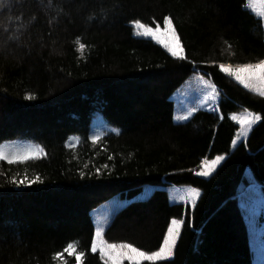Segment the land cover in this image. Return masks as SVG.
Returning a JSON list of instances; mask_svg holds the SVG:
<instances>
[{
	"label": "trees",
	"instance_id": "1",
	"mask_svg": "<svg viewBox=\"0 0 264 264\" xmlns=\"http://www.w3.org/2000/svg\"><path fill=\"white\" fill-rule=\"evenodd\" d=\"M164 15L181 35L184 62L133 33L131 21L153 25ZM258 59L264 24L247 0H7L0 9V150L39 144L46 154L0 161V264H60L53 254L68 243L85 252L83 264H102L90 251V211L116 194L130 202L106 226L109 242L156 250L176 217L185 224L170 264H251L230 196L253 181L264 192V120L234 147L238 125L230 116L248 108L264 117V98L218 65ZM195 67L218 86L223 119L209 110L173 119L171 95ZM217 154L225 160L210 177L187 171ZM25 175L43 182L9 183ZM146 184L195 186L201 196L194 208L171 203L164 189L134 200Z\"/></svg>",
	"mask_w": 264,
	"mask_h": 264
},
{
	"label": "snow or ice",
	"instance_id": "2",
	"mask_svg": "<svg viewBox=\"0 0 264 264\" xmlns=\"http://www.w3.org/2000/svg\"><path fill=\"white\" fill-rule=\"evenodd\" d=\"M17 3H23V0H16ZM7 0H0V9L5 7ZM247 6L251 9L257 17L264 19V0H247ZM134 26L135 35L142 38H150L155 45L161 46L166 54L176 61L184 62L188 59L186 54L185 45L181 39V35L177 31L173 18L169 15H164L161 21L154 19L153 25L143 23L140 19L131 21ZM77 51L83 52L86 45L81 42L80 38L76 39ZM191 63L195 64L194 61ZM215 63V62H213ZM219 72L225 74L228 78L241 85L244 89L258 94L259 97L264 98V59H258L255 62L237 63L235 65L230 63H219ZM205 74H197V79L203 85V90L200 97H198L199 104L215 105L218 97L222 94L218 86L210 79H206ZM26 100H34L35 96L28 94L24 97ZM197 111L195 106L188 107L183 110L184 114L175 117L178 121H188L193 113ZM214 111L219 112L220 108L217 107ZM221 119L224 117L221 116ZM230 119L238 125L235 135L231 139V145L236 146L239 141H246L249 138L250 131L253 126L258 122H262L260 112L250 111L244 108L241 114L232 112ZM113 132H119V129L113 128ZM93 144L100 140V134H95L90 137ZM68 147H73L69 144ZM45 149L39 144L23 151L15 153H5L0 150V161H6L9 165L17 162H27L35 160L45 155ZM111 159V157H109ZM225 160V155L217 154L212 158L204 156L200 159L196 168L188 169L195 176L207 178L210 177L217 169V166ZM87 167V165H85ZM105 167H107L105 165ZM180 171H185L181 169ZM96 175L101 174V170H95ZM81 178L85 176L83 171L80 172ZM39 175L29 177L25 175L22 178L13 176L10 178L9 183L20 187L30 186L33 183H42ZM251 186H254V181ZM147 194V193H145ZM201 196L199 187H188L179 195L178 199L185 204L191 205L193 208L197 205L198 198ZM251 223V221H250ZM185 220L181 218L172 217L166 226V230L162 234V240L156 250H142L140 247L134 246L130 242H109L105 238V228L103 224H98L95 227L94 234L91 237L90 251L91 253H99V259L102 264H158V262H171L175 255L178 240L181 237L182 226ZM69 255L75 259L76 264H83L85 252L79 251L74 243H68L62 251L55 252L53 258L60 261V264H67L65 255Z\"/></svg>",
	"mask_w": 264,
	"mask_h": 264
},
{
	"label": "rangeland",
	"instance_id": "3",
	"mask_svg": "<svg viewBox=\"0 0 264 264\" xmlns=\"http://www.w3.org/2000/svg\"><path fill=\"white\" fill-rule=\"evenodd\" d=\"M133 28H134V26H133ZM187 85H185L182 89L178 90L174 95V99L176 102L175 103V111H174V119L177 115L184 114L183 110L188 108V107L195 106L197 108V110L200 108H214V105H211V106L203 105V106H201L199 104L198 97H200V95H201V92L203 90V85L200 84V82L198 81L197 75H194L190 79V81L188 82ZM176 121L181 122L178 120H176ZM183 122H185V121H183ZM251 185H252V183L251 184H244V185L239 187V190L245 191V192H252V191H255V190L260 188L255 183H254V186H251ZM146 188L150 192L152 190L153 186L149 185ZM184 190H186V189L181 188V190L178 191V190L173 188L172 192L170 194L171 199L180 201L178 199V197H179V195L183 194ZM169 192H170V190H169ZM121 205H122V201L118 198H115V199L110 200L107 203L100 205L99 207L93 209L91 214H92L94 222L96 219L97 224H103L104 221L107 219L108 215L110 214V212L118 209ZM102 216H103V220H102ZM245 216H247V215H245Z\"/></svg>",
	"mask_w": 264,
	"mask_h": 264
},
{
	"label": "bare ground",
	"instance_id": "4",
	"mask_svg": "<svg viewBox=\"0 0 264 264\" xmlns=\"http://www.w3.org/2000/svg\"><path fill=\"white\" fill-rule=\"evenodd\" d=\"M174 110H175V103H174ZM174 110H173V111H174ZM251 183H252V182H251ZM251 183H249V184H251Z\"/></svg>",
	"mask_w": 264,
	"mask_h": 264
}]
</instances>
